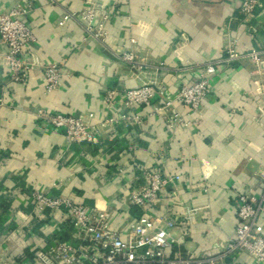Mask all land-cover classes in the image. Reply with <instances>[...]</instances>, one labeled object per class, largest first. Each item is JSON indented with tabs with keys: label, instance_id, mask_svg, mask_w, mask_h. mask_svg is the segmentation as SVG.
<instances>
[{
	"label": "crops",
	"instance_id": "obj_1",
	"mask_svg": "<svg viewBox=\"0 0 264 264\" xmlns=\"http://www.w3.org/2000/svg\"><path fill=\"white\" fill-rule=\"evenodd\" d=\"M241 1L30 0L27 20L35 41L25 82L6 75L0 34V264H32L33 244L47 252L56 241L79 242L71 219L34 213L33 190L106 207L112 226L127 231L122 209L129 206L132 217L139 210L129 205L124 191L130 179L141 184L140 166L182 175L153 208L157 215L176 219L186 206L195 209L188 221L171 229L180 238L168 252L171 258L214 256L215 264H249L246 252L226 256V245L238 223L239 195L259 202L264 193V0L251 18L242 12ZM23 3L0 0V13ZM90 8H96L107 32L106 45L81 22ZM66 12L80 21H62ZM229 45L263 52L262 65L250 58L220 62ZM110 50L131 51L148 67L133 68ZM61 60L66 76L58 89L46 92L43 66ZM208 62H216L217 71L200 112L178 104L191 119L188 127L141 106V126L128 131L113 126L93 143L70 144L62 131L38 117L43 110L86 119L93 113L92 122L98 123L122 111L106 110L108 89L154 81L175 99L182 84L193 82ZM159 104L156 97L154 105ZM17 227L18 237L12 232ZM254 230L264 235V214Z\"/></svg>",
	"mask_w": 264,
	"mask_h": 264
},
{
	"label": "built area",
	"instance_id": "obj_2",
	"mask_svg": "<svg viewBox=\"0 0 264 264\" xmlns=\"http://www.w3.org/2000/svg\"><path fill=\"white\" fill-rule=\"evenodd\" d=\"M260 6L259 0H243L240 4L246 18L253 17ZM30 7V0H24L23 4H17L0 13L1 43L5 48L1 62L6 67L8 78L15 82H25L30 71L28 55L31 44L35 41L33 27L27 20ZM95 9L83 11L81 22L88 34L106 45L107 32L96 19ZM67 19L80 21L72 12H66L62 21ZM111 53L117 60L133 68L148 67L139 62L131 51L112 50ZM244 58H250L255 63L261 64L263 52L244 51L229 45L220 62L230 63ZM64 65L61 60L43 66L46 92L58 89L61 80L66 76ZM216 71V62L205 63L204 70L196 72L197 78L193 82L182 84L175 99L168 96L165 85L155 81L134 88H110L104 95L106 110L117 111L122 108V111L98 123L92 122L93 113L89 114L90 120L81 115L44 110L38 113V117L45 126L62 131L70 144L93 143L97 136L106 134L113 126L121 127L125 131L141 126L145 118L140 110L141 106L152 107L153 112L166 117L170 124H182L188 127L191 119L179 111L178 104L186 108L189 113L200 112ZM156 97L159 99V105H154ZM137 172L141 184L138 185L130 179L124 191L129 205L139 210V214L132 217L129 206L122 209L127 231L112 226V214L106 207L96 209L76 202L68 195H49L41 190H33L30 199L34 213L42 214L50 211L53 215L58 214L65 219H71L75 223L74 234L79 242L71 244L66 241H56L47 252H40L33 244L29 248V251L35 255L32 264L71 262L75 264H215L217 258L214 256L171 258L168 255V252L180 242V238L171 234V229L178 227L177 221L180 223L188 221L195 213V209L186 206L183 215L171 219L157 215L153 208L162 198L168 185L173 181H181L182 175L171 173L167 168L162 167L153 170L147 166H140L137 167ZM252 196L247 193L239 195L238 223L234 236L227 242L226 256L236 257L239 253L246 252L249 255V264H264V235L254 230L259 216L264 214V193L259 202H256L255 197ZM173 197L171 196L172 201H174ZM12 232L18 237L21 229L17 227ZM22 254L25 255L21 257L26 259L27 253Z\"/></svg>",
	"mask_w": 264,
	"mask_h": 264
}]
</instances>
